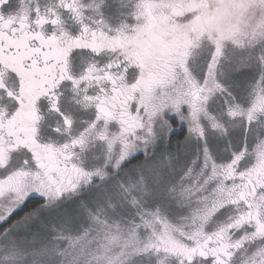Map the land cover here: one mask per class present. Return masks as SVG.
Masks as SVG:
<instances>
[{
	"label": "snow or ice",
	"instance_id": "1",
	"mask_svg": "<svg viewBox=\"0 0 264 264\" xmlns=\"http://www.w3.org/2000/svg\"><path fill=\"white\" fill-rule=\"evenodd\" d=\"M0 264H264V0H0Z\"/></svg>",
	"mask_w": 264,
	"mask_h": 264
}]
</instances>
